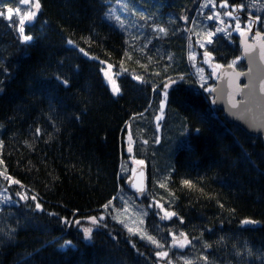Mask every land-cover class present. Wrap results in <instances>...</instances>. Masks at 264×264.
<instances>
[{"label":"trees","instance_id":"obj_1","mask_svg":"<svg viewBox=\"0 0 264 264\" xmlns=\"http://www.w3.org/2000/svg\"><path fill=\"white\" fill-rule=\"evenodd\" d=\"M249 3L227 0L228 6L243 5L241 25L245 13L257 15ZM4 4L14 15L11 21L0 16V172L20 184L0 176L11 197L0 203V229L14 230L11 242L0 243V264H157L152 246L102 207L111 200L108 209L117 211L124 193L145 207L142 231L165 244L161 250L177 264H184L181 256L192 264H205L202 256L213 264H261L264 145L259 136L226 123L211 107L206 84L186 65V34L199 20L200 0H40L36 17L23 25L33 37L28 42L19 32L26 5L0 0V11ZM259 12L256 28L264 32V7ZM218 36L206 50L228 64L239 56L237 37ZM104 65L115 75L116 94L102 74ZM235 66L243 69L239 60ZM169 79L176 83L160 112ZM127 135L133 157L147 166L141 198L127 191L121 175ZM16 192L29 200L19 201ZM149 201L176 215L161 220ZM99 213L108 227L101 225L85 241L74 221ZM245 218L257 223L242 228ZM169 229L177 237L183 231L192 243L170 247ZM65 241L71 245L62 247ZM245 244L253 256H236Z\"/></svg>","mask_w":264,"mask_h":264},{"label":"snow or ice","instance_id":"obj_2","mask_svg":"<svg viewBox=\"0 0 264 264\" xmlns=\"http://www.w3.org/2000/svg\"><path fill=\"white\" fill-rule=\"evenodd\" d=\"M31 2V6H32V11H27L25 12L23 15L20 16L19 20H20V27H19V32H20V39H21V42H28V41H31L33 39V37L31 35H26L24 34V27L23 25L27 22V21H31L33 20L36 15H37V11L38 9H40L41 7V4H40V0H21V4H24V5H27ZM214 0H205V3L206 4H213ZM205 3H202L201 5V8H203L205 6ZM220 5L222 8L224 7H228L227 5V0H220ZM251 6H255L254 3L253 4H250L249 7ZM233 11L235 10H238L240 9L241 7H243V5L241 4H236V5H231ZM261 7H264V5H261ZM3 8L6 10V11H0V16H4L6 19H8L9 21H11L12 19V16L14 15V10L13 8L9 7L7 4H4L3 5ZM233 11H225L223 12L222 14L220 12H217L215 10V7L212 8L211 10V13L206 17V19L208 21H216L218 23H223V20H222V15L223 16H229V17H233V19H235L236 21V25H235V31L236 32H239L240 34V37H241V43L245 45L244 47V51L246 53L248 52H251L252 50V46L250 45H247L244 41V36L246 34V32L252 28V24L255 20L257 19H260V17H252L251 19L247 20V21H244V24L245 26L244 27H241V18L239 16H233ZM16 12L18 13L19 12V9H16ZM106 15H109V14H106ZM111 18V17H110ZM115 19L117 21H119L120 25L123 26V21L120 20L119 16L115 17ZM181 20H184L186 19L185 16H181L180 17ZM159 32H166V29L163 28V27H159L158 28ZM179 30V29H178ZM222 33L224 36H229L230 33L228 31H226V29L224 28H221V27H216L214 30H212L211 28H209L208 31H206L205 33L201 34V39L197 40L196 43H198L200 45L201 48H205V44L207 45H212L214 43V40L215 39H218L219 36L218 34ZM257 37H261V36H264V33H260V32H257ZM67 43L69 44H74L75 42L72 41V40H68ZM81 52H83L84 50L83 49H80ZM127 55V53H125ZM85 55H87V53H85ZM213 53L211 51H208V50H205L204 51V57H205V63H208L210 58L212 57ZM188 56H189V59L191 60L193 58V54L191 52L188 53ZM151 59V58H149ZM240 57L237 56L235 57V60H239ZM235 60L231 61L229 63V67H231V65L233 63H235ZM261 60H264V43H261ZM221 65L219 64H216L214 66V71H215V68H220ZM5 72H7V69H4ZM105 75L107 76L108 74L105 73ZM236 75H240V73H237ZM251 75V73H250ZM58 80L61 81L62 84H64L65 86H67L69 84V81L67 79H63L62 77L58 76L57 77ZM135 79L137 80H140L141 77L137 76L135 77ZM181 79H183V76L181 75ZM109 83L112 85V92L113 94H116L120 91V88L116 85V82L114 80H111L109 78ZM176 83L175 80H172V79H169L167 81V83H165L163 85V88L165 90L164 92V95L165 97L167 96V89L169 88L170 85ZM3 84V81H0V85ZM153 87H155V85H153ZM246 88H249V89H252L254 91L255 89V84L254 83H250L249 85H246L245 86ZM4 89L3 87H0V92H2ZM207 91V89H206ZM259 91L260 93H264V79H261L260 80V84H259ZM164 105H165V100L164 99H161L160 100V109L163 110L164 108ZM233 108L236 107L235 104L232 105ZM161 117L160 116H157L156 119L159 120ZM3 125H0V127H2ZM157 127H159V125H157ZM186 127V126H185ZM254 127H258V128H264V124H260V125H254ZM40 128H37L36 129V133L39 134L40 133ZM195 131H199V129H196ZM156 142H159V137L156 138ZM3 144V141H0V145ZM29 147H31V145H29ZM128 151L131 152L132 151V147H131V136H129V148H128ZM4 161L2 159H0V164H3ZM135 163L137 164H142L143 161H135ZM0 176H4L7 183L9 185L15 183V184H20V181L19 180H14L13 177L11 176H8L6 174V172H0ZM182 183L184 184H189V181L185 180L183 181ZM23 187V186H22ZM133 187H135L137 189V192L139 193H142L144 191L142 185H133ZM161 187H164V185H161ZM17 197H19V201H28L29 200V197L25 194V193H22V192H16L15 194ZM19 201H17L16 203H19ZM31 201H37V196L33 195L31 197ZM0 202H11V197L9 196H3V197H0ZM112 204V201L109 200L107 204L105 205H102L103 208L107 209L109 207V205ZM155 206L159 209V212H157V215L160 214V212L163 213V215L160 217L161 220H168L169 218L171 217H174L176 215L175 212H172V211H167L164 209L163 205H161L159 203V201L156 202ZM35 209L36 210H43L42 209V205L41 203L39 202H36L35 203ZM74 212L76 210H73ZM146 214V213H145ZM49 216H54L56 215V213H52V212H49L48 213ZM115 219V217H113ZM60 221L62 223H65V224H68V223H71L66 217H59ZM83 219H86L87 221L90 222L91 226H83L81 224V220L80 219H76L74 221V223L80 227L82 233H83V237H84V240L85 241H89L91 240L92 238V234L94 232V230H99L101 225L104 227V228H107V224L104 223V215L101 214L99 217L97 216H87V217H84ZM183 220V218L181 217V221ZM141 224H143V220L140 221ZM241 224H255L257 223V221L255 220H251V219H248V218H245L243 220L240 221ZM125 228L128 229V232L129 233H135V232H139L140 235H141V239H147L152 245H155L157 249H162L165 247V244L161 243L159 240H157L154 236L152 235H149L147 232L145 231H141L140 229H137V228H130L128 227L127 224L124 225ZM0 232H3L2 229H0ZM169 234L172 235V240H171V243H170V247H178L180 249H183L185 248L186 245H189L192 243V241L189 240L188 236L183 232L181 231L179 233V237H177V235L175 233L172 232L171 229H169ZM14 239V230L12 229H9L7 232H3V239H0V243H3V242H11V240ZM224 237H220L218 241H216V243H219L220 240H223ZM131 242V241H130ZM71 245V241H65L64 242V245ZM133 247H135V245L133 244ZM203 247L204 248H210L211 245L207 242H205L203 244ZM235 247V245H234ZM243 252L244 255L246 256H253V250L248 247L247 244H245L244 248L243 249H236V252H235V255L236 256H240L241 253ZM38 254V253H37ZM155 255L156 257H168L169 256V252L168 251H160V250H157L155 252ZM205 264H213L212 261L209 260V258L207 256H202L201 257ZM180 260H183L184 261V264H192V261L189 260V259H186L185 257L181 256L179 258ZM257 259L261 260V264H264V253H259L257 254ZM168 264H173V261L171 259L168 260Z\"/></svg>","mask_w":264,"mask_h":264},{"label":"rangeland","instance_id":"obj_3","mask_svg":"<svg viewBox=\"0 0 264 264\" xmlns=\"http://www.w3.org/2000/svg\"><path fill=\"white\" fill-rule=\"evenodd\" d=\"M20 2H21V0H20ZM249 2L251 4L254 3L255 6H251V7L248 6V9H250L251 11L257 12V15L253 16L249 13H245L246 14V19H245L246 21L251 19L252 17H260L261 15H258V14H260L259 10H263V7H261V5H264L263 2L260 0H249ZM202 3H205V0L200 1L199 20L194 23L192 33L190 34V32L187 30V34H186L187 39H186L185 56L184 57H185L186 65L189 64L194 76L197 78L200 85L206 84V89L210 91L212 86L209 85V83H210V81H213V82L215 81L217 74H218V70H219V68H215V71H214L213 70L214 66L216 64H219V65H221V64L216 62L214 60L213 56L210 58L208 63H205L204 51L206 50V47L208 45L205 44V48H201L200 45L198 43H196V41L201 39V34L208 31L209 28H211L212 30H214L216 27H221V28L226 29V31H228L230 33V35L225 36V37H231L232 34H235L238 38L240 34H239V32L235 31L236 21H235V19H233V17L222 15L223 23H218L216 21H208L206 19V17L211 13V10L213 7H215V10L217 12H220L221 14L225 11H233L232 7L231 8H228V7L222 8L220 3L215 4V0H214L213 4H206L205 3V6L203 8H201ZM250 3H249V5H250ZM20 10H21V8H19V11ZM32 10L33 9H32L31 2H30L29 4L26 5V8L23 11L25 13L27 11H32ZM240 10H241V8L233 11V16H237L238 13L240 12ZM20 14H21V12H20ZM258 21H260V19H257V22ZM27 22H30V21H27ZM230 25L232 27H230ZM244 26H245V24L243 23V25H241V27H244ZM220 34L223 35L222 33H220ZM189 52H191L193 54V58L191 60L189 59V56H188ZM236 61L237 60H235V62ZM101 69H102L103 75H105V73L108 74L107 76L105 75L104 77H105L108 85L112 88V85L109 83V78L111 80H114L115 82H116V80H115V75L112 73L111 68L108 65H104V68L102 67ZM164 92L162 93L161 99L165 100L166 97L164 95ZM160 112H162V110H160ZM158 115L160 116L159 112H158ZM124 142H125V145H124L125 156L123 155L124 162L121 163V175L124 176V178L126 179L132 174L133 170L136 169L138 167V165H140V164L135 163V161H140V160H136L133 157V150L131 152L128 151V148H129V137H128V135L124 139ZM131 147H132V145H131ZM142 164H144V162ZM1 178H3V176H1ZM8 194H9L8 189H6V187L0 183V197L7 196ZM134 200L135 199H133L128 194H125V193L119 194V201L117 204V205H119V207H118L117 211L114 209L113 213H112V211H110L108 208L107 209L104 208V211L107 213L113 214L114 215L113 217H115V220L120 222L121 226H123V228L125 230L128 231V229L125 228V226H124L125 224H127L128 227H130V228H137V229H140L142 231L144 224L142 227V224L140 223V221L141 220L144 221V217L147 214V211H146L145 207L140 204V202H137ZM155 204H156V202L153 203V201H149L148 205L153 210H156L157 212H159V209L155 206ZM102 213H99L96 216L99 217ZM162 215H163V213L160 212V214L158 215L159 218ZM81 224L85 227L91 226L90 222L87 221L86 219H83L81 221ZM129 234L132 236L139 235L140 236L139 238H141V235L139 232L129 233ZM143 240L148 242L152 246V248L154 249V256L157 260V264H168L169 257H159L158 258L155 255V252L157 250L162 251L161 249H157L156 246L152 245L146 238ZM163 261H165V262H163ZM173 264H177V263L173 261Z\"/></svg>","mask_w":264,"mask_h":264},{"label":"water","instance_id":"obj_4","mask_svg":"<svg viewBox=\"0 0 264 264\" xmlns=\"http://www.w3.org/2000/svg\"><path fill=\"white\" fill-rule=\"evenodd\" d=\"M256 34L257 31L252 26L243 38L247 45L252 46L251 52L248 53L244 51L245 45L239 37L240 54L245 68L237 70L233 66H222L211 89V96L212 105L221 111L228 124L236 125L250 136H260L264 145V128L254 127L264 124V93L259 91L260 80L264 79V60H261V43H264V36L257 37ZM237 73L240 75H236ZM250 83L255 84L254 91L245 87ZM233 104L236 105L235 108L232 107ZM125 183L131 193L143 195L146 187V166L139 165ZM133 185H142L144 191L137 192ZM250 225L254 224H240V227Z\"/></svg>","mask_w":264,"mask_h":264}]
</instances>
